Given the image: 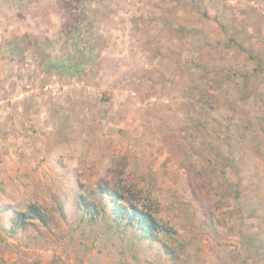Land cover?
Wrapping results in <instances>:
<instances>
[{
    "label": "rangeland",
    "instance_id": "1",
    "mask_svg": "<svg viewBox=\"0 0 264 264\" xmlns=\"http://www.w3.org/2000/svg\"><path fill=\"white\" fill-rule=\"evenodd\" d=\"M120 182L172 255L56 211ZM0 264H264V0H0Z\"/></svg>",
    "mask_w": 264,
    "mask_h": 264
},
{
    "label": "trees",
    "instance_id": "2",
    "mask_svg": "<svg viewBox=\"0 0 264 264\" xmlns=\"http://www.w3.org/2000/svg\"><path fill=\"white\" fill-rule=\"evenodd\" d=\"M138 197V192L134 191L132 186L121 182L113 186L100 184L94 189H90L89 192L80 191L76 200L71 204L74 205V211L79 214L80 219L96 222L104 215L123 229H132L133 237L139 241L147 240L151 245L162 243L164 251L171 254V248L162 242L163 236L167 237L172 233L171 228L160 227L157 218L153 215L156 208L152 204V200L136 204L134 199ZM55 203L56 211L65 219V201L56 198ZM8 207L4 206L2 212L10 214L8 217L9 226L13 231L18 227L24 229L32 225V222L45 225L52 219V213L39 204L29 203L23 210L11 208L10 212H8Z\"/></svg>",
    "mask_w": 264,
    "mask_h": 264
},
{
    "label": "crops",
    "instance_id": "3",
    "mask_svg": "<svg viewBox=\"0 0 264 264\" xmlns=\"http://www.w3.org/2000/svg\"><path fill=\"white\" fill-rule=\"evenodd\" d=\"M24 112V111H23ZM22 112V113H23ZM6 113H9V111L7 112L6 111ZM77 198V197H76ZM64 201H65V203H64V208H65V210L67 209V207H68V209H72L73 207H74V205L73 204H71L70 202H68V201H66V199H64ZM70 203V204H69ZM73 203V202H72ZM69 204V205H68ZM10 211V208H8V212Z\"/></svg>",
    "mask_w": 264,
    "mask_h": 264
}]
</instances>
